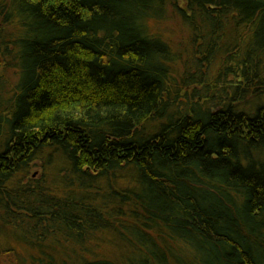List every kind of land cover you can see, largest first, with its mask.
<instances>
[{
	"label": "trees",
	"instance_id": "16d2710c",
	"mask_svg": "<svg viewBox=\"0 0 264 264\" xmlns=\"http://www.w3.org/2000/svg\"><path fill=\"white\" fill-rule=\"evenodd\" d=\"M168 20L177 48L150 27ZM14 244L31 264H264V0H0Z\"/></svg>",
	"mask_w": 264,
	"mask_h": 264
},
{
	"label": "rangeland",
	"instance_id": "374dc122",
	"mask_svg": "<svg viewBox=\"0 0 264 264\" xmlns=\"http://www.w3.org/2000/svg\"><path fill=\"white\" fill-rule=\"evenodd\" d=\"M151 28H153V31L156 34L162 35V37L169 39L173 41V47L177 48L179 42L183 41L187 35V29L184 28L179 22L176 20L171 21H165L163 23H155L150 25ZM182 61H183V55L182 57L176 61L173 65V69L176 68L177 72H180L182 70ZM8 77L10 80L11 85H13L14 82H16V78H14V74L12 71L8 73ZM42 170L39 168H35L32 170V174H37L35 177H40ZM14 252L11 254H2L0 255V264H31V256L35 255V253H32L31 251H27L24 249H21L17 244L13 245ZM103 256L107 258L113 259L112 255L108 251H99Z\"/></svg>",
	"mask_w": 264,
	"mask_h": 264
}]
</instances>
